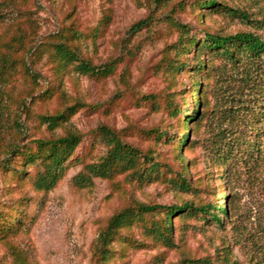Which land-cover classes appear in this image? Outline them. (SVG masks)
<instances>
[{
	"label": "rangeland",
	"instance_id": "1",
	"mask_svg": "<svg viewBox=\"0 0 264 264\" xmlns=\"http://www.w3.org/2000/svg\"><path fill=\"white\" fill-rule=\"evenodd\" d=\"M206 1L0 0V161L7 145L81 138L51 189L37 185L40 162L0 164V221L20 222L0 236V264H104L100 233L137 204L164 209L120 230L106 264H264V166L257 151L239 153L262 127L264 56L202 48L211 36L264 41V0ZM59 44L78 59L62 60ZM82 62L114 73L88 76ZM75 105L61 126L41 120ZM101 126L141 156L111 179L81 180L109 154ZM185 203L194 208L171 216L164 238L168 208Z\"/></svg>",
	"mask_w": 264,
	"mask_h": 264
},
{
	"label": "trees",
	"instance_id": "2",
	"mask_svg": "<svg viewBox=\"0 0 264 264\" xmlns=\"http://www.w3.org/2000/svg\"><path fill=\"white\" fill-rule=\"evenodd\" d=\"M156 1L160 2L163 0ZM203 6L214 8L215 6H218V4L214 0H208L204 2ZM148 22V20L141 21L136 24L135 27L141 28L140 25H146ZM187 44L192 47L196 42L195 40H191ZM205 47L216 51L223 50V54H225L230 60L235 59L237 54L236 50L238 52H250L253 54L259 53L264 56V41H262L260 37L251 33H239L236 36L227 37L211 36L210 39H208V44L205 43L202 45V48ZM56 48L57 53L62 60L66 62H74L78 59L75 51H72L69 46L59 44ZM31 50H33V47L29 48L28 52ZM78 69L83 74L100 78L111 76L114 73V65L111 63L103 66H93L88 62H82L78 66ZM195 102L199 106L200 99H196ZM79 108V105H75L53 116L44 115L41 117V120L43 123H46L49 128H56L74 116ZM261 108L263 110L259 111V119L256 122L262 124V127L258 130L256 140L252 144L249 143V150L245 151L242 149L243 151L241 150L239 153L241 154V152H248L251 150L257 151V158L264 166V139L260 137L261 135L264 137V104L261 105ZM193 113V115L188 116V120H194L199 115L198 107ZM252 117H254V119L257 118V116ZM186 125L188 124L186 123ZM99 132L108 146H110L109 154L101 163L89 165L87 167L89 174H81L83 176L79 175L81 180L91 181L92 175L99 178L111 179L117 176L118 173L135 168L138 161L137 158L141 156V153L135 148L122 143L115 131H112L105 126H101ZM187 136L184 141L187 140ZM80 143L81 138L79 134L69 133L65 137L35 141L34 144L36 147L34 151L26 146L19 147L17 143L7 145L6 150L4 151L6 158L2 159L0 164L2 163L5 168H12L15 158L22 155L25 157V164H35L36 162H40L45 167L46 171L38 180L37 185L41 189H51L63 176L66 168L65 163L73 156ZM145 158L148 159L147 156H145ZM14 170L15 169H12V171ZM193 208V205H190L189 203H185L181 205V207L175 206L168 208L166 223L164 224V227L158 228L160 235L166 239L169 238L172 231L171 216L176 213H183L186 210L191 211ZM161 209H164V207L159 205L137 204L135 207L123 209L115 214L109 220L107 227L100 233L99 245L97 247L99 262L106 264V262L111 259V256L114 253L111 250V243L119 234L120 230L131 226L135 221L141 220L145 216L157 213ZM198 210L204 215H211L207 207H202ZM222 213L225 217H228V209L226 207L222 209ZM219 214H213L211 215V218L218 223H222L221 215ZM17 222V217L10 220L6 218L4 221H0V236L12 233L15 230L14 223Z\"/></svg>",
	"mask_w": 264,
	"mask_h": 264
}]
</instances>
